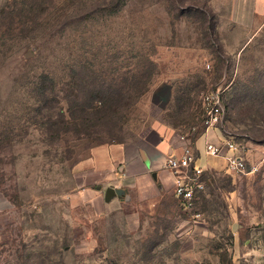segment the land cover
<instances>
[{
    "label": "rangeland",
    "instance_id": "rangeland-1",
    "mask_svg": "<svg viewBox=\"0 0 264 264\" xmlns=\"http://www.w3.org/2000/svg\"><path fill=\"white\" fill-rule=\"evenodd\" d=\"M94 76L110 104L118 90L130 107L82 112ZM168 83L179 113L165 108ZM211 89L223 97L218 131L257 162L264 9L253 1L0 0V264H264V165L207 171L189 213L172 191L149 203L128 185L113 202L102 186L83 192L79 167L94 148L134 151L160 125L175 146Z\"/></svg>",
    "mask_w": 264,
    "mask_h": 264
},
{
    "label": "crops",
    "instance_id": "crops-1",
    "mask_svg": "<svg viewBox=\"0 0 264 264\" xmlns=\"http://www.w3.org/2000/svg\"><path fill=\"white\" fill-rule=\"evenodd\" d=\"M250 1L254 2V9L257 13L264 9V0ZM164 128L161 125L160 128L159 126L153 128L158 140L155 143L140 140L134 151L128 149L126 143H109L94 148L91 155L81 161L79 167L81 177L87 181L83 192H88V185L93 183L96 184V189L102 186L104 201H106L105 189L109 186L124 189L129 198L130 192L128 193V190L124 188L125 185H128V188L135 192L143 203H149L163 191L173 192L174 176L164 168V161L166 155L179 143L169 146ZM206 139L216 142L222 139V135L218 130H212L208 137L200 136L195 139V146L199 153L198 162L208 171L220 166L225 169L224 161L221 158L205 155L204 142ZM115 197L126 199L113 195L110 197L112 202Z\"/></svg>",
    "mask_w": 264,
    "mask_h": 264
},
{
    "label": "built area",
    "instance_id": "built-area-1",
    "mask_svg": "<svg viewBox=\"0 0 264 264\" xmlns=\"http://www.w3.org/2000/svg\"><path fill=\"white\" fill-rule=\"evenodd\" d=\"M209 68V64L207 65ZM225 110L223 97L219 89L206 90L201 93L198 116L188 127V134L181 135L179 145L172 148L166 155L164 168L174 176L173 195L177 199L183 211H192L195 200L205 189L206 172L208 171L199 162V153L195 146L198 136L208 137L212 130H218ZM206 156L221 158L225 164V170L240 174H253L264 165V152L260 159L252 163L248 159L247 151L238 141L230 137H222L219 141L204 142ZM198 216V215H193Z\"/></svg>",
    "mask_w": 264,
    "mask_h": 264
},
{
    "label": "trees",
    "instance_id": "trees-1",
    "mask_svg": "<svg viewBox=\"0 0 264 264\" xmlns=\"http://www.w3.org/2000/svg\"><path fill=\"white\" fill-rule=\"evenodd\" d=\"M79 65L83 68L92 69L91 68L92 65L88 62H79ZM43 78L48 79V81H47V83L44 82L45 80L43 81L42 84H44V85H43L42 89H45V88L47 89L49 87L46 84H51L53 86V77L48 78V74H47L46 76H43ZM99 79L100 78H98L97 76L96 77L94 76L90 80L85 81L84 84L88 86V89H87L88 100L83 102L84 105L80 108L82 110V112H85V113L90 112L93 115V114H96L100 111H102L104 114H109L111 112L112 113H118L120 111L124 112L125 110H127L130 107V104L128 103V100L125 98L124 92L118 91V90H117V92H113V95H115V96L118 95V98L120 99V101L117 100V102L114 105L110 104V96L112 95V93L110 91H107L108 89L104 88V86H103L104 82L102 80L99 81ZM83 82H84V80H83ZM99 82L102 83L101 84L102 88H99ZM168 84H169V95L167 96V100L165 102V108H168L169 105L174 103V106L177 105V106H175V108H176L175 111L179 113V112H181L180 110H182L183 102H181V100L178 101L179 98H176L177 91H176V88L173 86V84H171V83H168ZM41 93H45V92L42 91ZM55 101L57 102V99L54 100L53 102H55ZM70 107H71V105L69 104V108ZM68 110H70V109H68ZM198 112H199V110H198ZM195 116H196V114H193L192 116L190 115L187 122H185L184 124L179 123L178 126L179 125H181V126L185 125L184 128L187 129L190 126L191 122L194 120ZM71 119H73V118L71 117ZM196 136H198V133L193 135L191 138L195 139V138H197ZM117 143H125V142H117ZM196 203H197V199L195 200L194 208L196 206ZM178 205H179V203H178ZM179 207L181 208L180 205H179ZM184 212L189 213V211H184Z\"/></svg>",
    "mask_w": 264,
    "mask_h": 264
},
{
    "label": "water",
    "instance_id": "water-1",
    "mask_svg": "<svg viewBox=\"0 0 264 264\" xmlns=\"http://www.w3.org/2000/svg\"><path fill=\"white\" fill-rule=\"evenodd\" d=\"M113 195H117L118 197H125L126 199L128 198L127 195L125 194L124 189L119 187H113V186H109L105 189V200H109V198ZM235 226V224L233 225V227Z\"/></svg>",
    "mask_w": 264,
    "mask_h": 264
}]
</instances>
